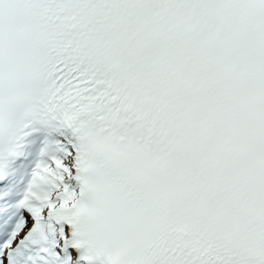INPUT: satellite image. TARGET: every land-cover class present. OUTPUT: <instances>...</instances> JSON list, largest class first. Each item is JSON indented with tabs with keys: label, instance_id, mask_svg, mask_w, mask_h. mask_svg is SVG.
Masks as SVG:
<instances>
[{
	"label": "snow or ice",
	"instance_id": "6c2138e0",
	"mask_svg": "<svg viewBox=\"0 0 264 264\" xmlns=\"http://www.w3.org/2000/svg\"><path fill=\"white\" fill-rule=\"evenodd\" d=\"M0 264H264V0H0Z\"/></svg>",
	"mask_w": 264,
	"mask_h": 264
}]
</instances>
